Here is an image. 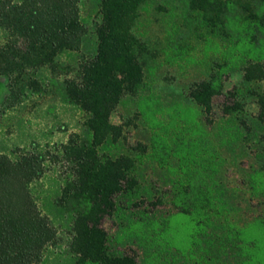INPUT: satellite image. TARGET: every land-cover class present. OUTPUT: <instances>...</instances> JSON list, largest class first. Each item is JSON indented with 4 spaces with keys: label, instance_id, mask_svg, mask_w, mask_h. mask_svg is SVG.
<instances>
[{
    "label": "trees",
    "instance_id": "trees-1",
    "mask_svg": "<svg viewBox=\"0 0 264 264\" xmlns=\"http://www.w3.org/2000/svg\"><path fill=\"white\" fill-rule=\"evenodd\" d=\"M149 1L100 0L92 53L74 77L62 81L64 98L87 115L86 139L73 148L70 244L77 264H139L135 255L117 249L123 241L141 250L145 264H264V215L242 223L234 219V207L212 174L218 166L209 151L199 150L197 121L189 124L196 132L190 141L196 151L170 168L174 180L169 212H157L160 199L153 200L151 189L139 182L142 154L101 153L107 142L117 143L110 118L119 101L146 89L142 59L147 48L133 28ZM181 1L198 16L194 29L205 47L218 54L207 78L194 82L187 92L189 102L208 114L231 70L242 67L248 90L251 83L264 80V0ZM79 3L0 0V28L5 33L0 41V78L7 81L10 96L25 89L40 91L47 72L51 80L62 76L66 68L61 56L79 51L84 42ZM255 95L264 106V91ZM223 109L237 129L247 128L238 116L242 101L224 104ZM144 112L151 117V112ZM259 120L264 122V110ZM158 146L160 141L153 152L160 154ZM43 172L40 156L32 151L16 158L0 153V264H36L56 243V229L41 215L29 189ZM248 179L250 192L264 200V161ZM147 201L149 207L144 206ZM105 217L117 219L115 235L103 227Z\"/></svg>",
    "mask_w": 264,
    "mask_h": 264
},
{
    "label": "rangeland",
    "instance_id": "rangeland-1",
    "mask_svg": "<svg viewBox=\"0 0 264 264\" xmlns=\"http://www.w3.org/2000/svg\"><path fill=\"white\" fill-rule=\"evenodd\" d=\"M99 1L80 0V19L86 29L84 42L79 51L61 56L66 68L62 76L51 80L47 72L40 91L25 89L11 92V96L7 81L0 78V153L16 158L32 151L40 156L44 172L30 183L29 189L41 215L56 229V243L44 250L36 264H77L70 244L73 148L86 139L87 115L79 105L64 98L62 81L74 77L92 53ZM197 21L198 16L181 0H150L141 7L133 31L147 48L142 59L146 89L137 97L126 96L119 101L110 118L118 132L117 143L112 146L107 142L101 153L110 157L142 154L137 163L139 182L151 189L153 200L160 199L155 210L169 212V190L174 180L170 168L196 151L197 146L190 144L196 132L189 124L197 121L201 128L196 136L201 138L197 140L202 145L199 150L210 152L218 166L212 173L214 179L232 203L234 219L242 223L264 215L263 198L253 195L248 186L249 175L260 170L264 161V122L259 120L264 106L255 95L264 91V80L251 83L248 90L242 82V67L235 68L223 77V92L213 98L210 113L194 107L188 100V88L207 78L211 61L218 57L195 32ZM4 40L5 33L0 28V41ZM234 100L243 102L238 116L247 128L237 129L223 109L224 104ZM143 109L151 112V117ZM157 141L161 144L160 154L153 152ZM147 204L148 201L144 206L149 207ZM117 223L113 217L102 221L110 235L118 232ZM117 249L135 255L139 264H145L135 244L123 241Z\"/></svg>",
    "mask_w": 264,
    "mask_h": 264
}]
</instances>
